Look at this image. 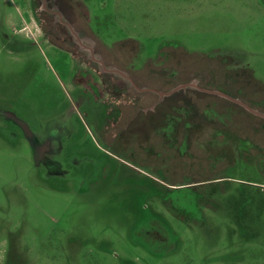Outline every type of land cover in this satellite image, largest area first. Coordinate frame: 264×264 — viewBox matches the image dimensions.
Wrapping results in <instances>:
<instances>
[{"label":"rangeland","instance_id":"1","mask_svg":"<svg viewBox=\"0 0 264 264\" xmlns=\"http://www.w3.org/2000/svg\"><path fill=\"white\" fill-rule=\"evenodd\" d=\"M108 4L138 64L62 0H0V264H264V0ZM141 87L177 142L116 123Z\"/></svg>","mask_w":264,"mask_h":264},{"label":"flooded vegetation","instance_id":"2","mask_svg":"<svg viewBox=\"0 0 264 264\" xmlns=\"http://www.w3.org/2000/svg\"><path fill=\"white\" fill-rule=\"evenodd\" d=\"M91 0H62V4H65V8H64V14H63V18H65L66 20L68 19L73 25L76 26V21L77 20H82L83 23H86L89 22V24H87L86 26H84L83 28L80 27L81 31L87 33V34H92V33H95L94 31H96V29H100L103 31H109L112 33V40H110V42L112 43L111 44V48L112 49H115L117 46H120L122 45V49L123 50H120L118 55H122L121 57L125 58V57H129L128 55H131L132 56V62L134 64H138L139 63V58L141 56V53H142V49H141V42H140V39L136 38V37H128V38H124L122 40H119V36L117 35V32L120 31L122 34L124 33V30H123V27H126V26H119L120 24V20L119 18H114V14L111 13L110 11V4H108L110 2V0H96L95 3H93L92 1L90 2ZM112 2L114 0H111ZM34 11V15L32 16V21H34L37 25V27H39V20H38V16H40L41 14H43V12H41L39 15H38V12L37 10H33ZM74 15H76V17L78 16V18H73L75 17ZM92 17H94L95 19V25H93L94 27H92V25L90 24V22L92 21ZM90 19V20H89ZM90 25V26H89ZM41 35L44 37L45 40H49L48 37H46V30H45V27L43 25H41ZM94 30H93V29ZM97 40V39H96ZM51 41L53 44L59 46L54 40H49ZM165 42V41H164ZM60 47V46H59ZM108 47V46H106ZM129 47V48H128ZM110 49V48H108ZM133 50V53H130V51ZM139 50V51H138ZM138 51V53H137ZM101 53L104 56V53L102 51H97V53ZM168 51L167 50H161L159 53H158V58L161 59L160 62H165V64L167 65H173L171 64L168 60V57H169V54L167 53ZM156 53V54H157ZM155 57L151 58L149 57L147 59V61L145 62L147 65H151L154 61ZM114 65H118L117 62H112ZM132 63V64H133ZM144 63V64H145ZM248 65V64H247ZM223 68V71L226 72V75H227V71H226V67L225 66H221ZM225 67V68H224ZM220 68V66L218 67V69ZM225 69V70H224ZM221 70V69H220ZM243 70H245L246 72H251V70H249V68H244ZM131 75V77H135L136 75L135 74H141V71H130L129 72ZM233 75L236 77V78H242V74H241V69H238V70H234L232 71ZM209 75L212 77H209ZM249 79H253L257 85H261V82L260 80L256 79L253 74H249ZM206 78H208L210 80V83L212 84V86H204L203 88L205 90H209V91H214V90H217V89H214L213 86H217L215 84H213L211 81L213 79H216L217 78V75L215 73H208L206 76ZM195 78H197V75H195ZM194 78V79H195ZM132 79V78H130ZM146 87V85H145ZM148 87V86H147ZM258 88V87H257ZM173 90V88L167 90V89H164L162 91L164 92H169ZM224 90V89H222ZM220 91V90H218ZM129 93H135V92H139V93H145L143 94L144 97L142 98V100H140V102L135 105H125V104H118L117 106H115V112L117 114V122L118 125L122 128H126L127 126H130L132 123H138V122H141L143 121L144 123V120L145 119H150V124L152 125V128L150 131L152 130H156V129H163L165 128V126L167 125V120L168 119H174L176 121H178V125L174 126L173 129V134H174V143L177 142L176 141V137L178 135V132L180 130V127H181V121L180 119L178 118V115H179V112H180V109L177 108L176 106H169V108L171 107V111L169 113H171L172 115H170L168 112H167V107H166V102L168 100H162L160 101L159 99V94L157 93L156 90H153V89H143V87H141L140 89H137V88H132L128 91ZM147 92H150V93H147ZM220 92H225V91H220ZM193 94L195 95H203V96H208L206 94V92H201L199 90L193 92ZM264 111V108L262 109ZM191 113V115L193 116V113H194V110H191V111H188ZM174 113V114H173ZM262 122V121H261ZM177 123V122H176ZM233 124V123H231ZM244 124V123H243ZM262 123H260V125H258V128H255L256 131L258 133H261L262 132ZM144 125V124H143ZM179 127V128H178ZM238 128L241 127V128H244L242 125L241 126H237ZM150 131H147V132H144L145 134H148ZM161 132V135L164 136V137H168V134L166 132V130H164L163 132L160 130ZM159 133V132H157ZM257 133V134H258Z\"/></svg>","mask_w":264,"mask_h":264}]
</instances>
